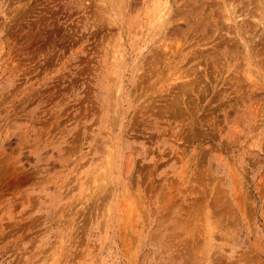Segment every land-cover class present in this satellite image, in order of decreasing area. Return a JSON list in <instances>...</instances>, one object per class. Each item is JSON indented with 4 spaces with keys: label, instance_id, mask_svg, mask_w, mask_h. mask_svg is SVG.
Returning <instances> with one entry per match:
<instances>
[{
    "label": "rangeland",
    "instance_id": "374dc122",
    "mask_svg": "<svg viewBox=\"0 0 264 264\" xmlns=\"http://www.w3.org/2000/svg\"><path fill=\"white\" fill-rule=\"evenodd\" d=\"M152 2L0 0V264H264L260 1Z\"/></svg>",
    "mask_w": 264,
    "mask_h": 264
},
{
    "label": "bare ground",
    "instance_id": "6f19581e",
    "mask_svg": "<svg viewBox=\"0 0 264 264\" xmlns=\"http://www.w3.org/2000/svg\"><path fill=\"white\" fill-rule=\"evenodd\" d=\"M255 1H260V5L257 6V8H255V11H258V16L254 17L252 16L255 20H257L258 24H262L264 21L263 16H264V0H255ZM119 3V2H118ZM176 3V0H153L152 4L150 5V18H151V26H153L154 28H160V30L158 31L157 34H162L165 31V28L167 27V25L171 22H173L175 19L178 18V13H176L173 9V5ZM257 4V3H256ZM239 6V4H237ZM258 5V4H257ZM256 6V5H255ZM216 7L217 9H219V13L221 16V22H222V28H226V32H228V30H230L231 28L234 29L235 32H237L238 28L240 30V26L242 25V23H244L245 19L244 18L247 14L242 12H238L237 9H235L236 4L234 2V0H217L216 2ZM237 8V7H236ZM240 8V7H239ZM246 11V10H245ZM244 17H241L243 16ZM240 19V20H238ZM114 20V19H113ZM149 23V22H148ZM216 24V23H215ZM150 26V28H152ZM217 26V25H216ZM221 26V25H220ZM219 29V28H218ZM140 28L138 30V34H139ZM135 33H137L135 31ZM121 34V33H120ZM136 34V36L138 35ZM238 35V33L236 34ZM241 38V36H240ZM119 42V41H118ZM179 42V41H178ZM120 43V42H119ZM166 44V43H165ZM164 44V45H165ZM197 44V43H196ZM163 45V46H164ZM176 45V44H175ZM180 45V44H179ZM122 46V44H121ZM170 46V45H169ZM177 46V45H176ZM245 46V45H244ZM145 47V46H144ZM166 46H164L165 48ZM180 47V46H179ZM178 48V47H177ZM166 49V48H165ZM177 50V49H176ZM120 51V49H119ZM172 51V50H171ZM174 53V52H173ZM164 54V53H163ZM166 54V53H165ZM171 54V53H170ZM249 54V53H248ZM124 55L121 51L120 56ZM172 55V54H171ZM114 58H116V55ZM168 57H170L168 55ZM163 58V57H162ZM119 59H121L119 57ZM167 59V58H166ZM122 60V59H121ZM120 60V62H121ZM114 61H116L114 59ZM114 64H116L117 62H114ZM168 62V61H167ZM157 63V62H156ZM121 64V63H120ZM117 65V64H116ZM173 65V64H172ZM167 67V65H166ZM117 69V68H114ZM176 70V69H175ZM177 70H179L177 68ZM176 70V71H177ZM114 71V70H113ZM180 71V70H179ZM177 74L179 72H176ZM176 73H174L176 75ZM173 74V75H174ZM182 74V73H181ZM179 77H175L173 78L174 80H179L180 78L183 79L186 77L185 73L184 75H181ZM172 75V76H173ZM163 77V76H162ZM189 77V76H188ZM172 79V80H173ZM180 79V80H181ZM187 79V78H186ZM188 81V80H186ZM183 85V84H182ZM147 87V86H146ZM184 87V86H183ZM152 90V89H151ZM156 91V90H155ZM184 100V99H183ZM116 113V112H115ZM115 116V115H114ZM115 118V117H114Z\"/></svg>",
    "mask_w": 264,
    "mask_h": 264
}]
</instances>
